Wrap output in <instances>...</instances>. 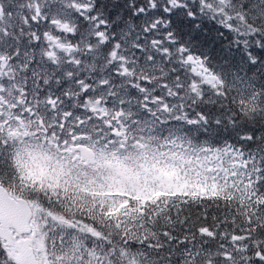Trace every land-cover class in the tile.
Segmentation results:
<instances>
[{"label":"snow or ice","instance_id":"1","mask_svg":"<svg viewBox=\"0 0 264 264\" xmlns=\"http://www.w3.org/2000/svg\"><path fill=\"white\" fill-rule=\"evenodd\" d=\"M0 264H264V0H0Z\"/></svg>","mask_w":264,"mask_h":264}]
</instances>
